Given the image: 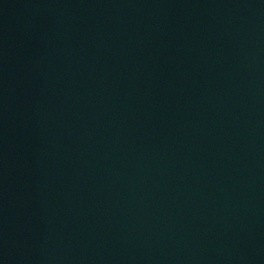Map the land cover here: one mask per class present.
Listing matches in <instances>:
<instances>
[{"label": "water", "instance_id": "95a60500", "mask_svg": "<svg viewBox=\"0 0 264 264\" xmlns=\"http://www.w3.org/2000/svg\"><path fill=\"white\" fill-rule=\"evenodd\" d=\"M0 264H264V0H0Z\"/></svg>", "mask_w": 264, "mask_h": 264}]
</instances>
